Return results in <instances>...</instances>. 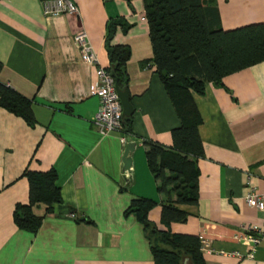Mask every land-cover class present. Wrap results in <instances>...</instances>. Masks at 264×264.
Returning <instances> with one entry per match:
<instances>
[{
  "label": "crops",
  "instance_id": "obj_1",
  "mask_svg": "<svg viewBox=\"0 0 264 264\" xmlns=\"http://www.w3.org/2000/svg\"><path fill=\"white\" fill-rule=\"evenodd\" d=\"M75 14L46 16L43 0H0V81L33 101L35 124L0 106V264H153L144 225L129 208L138 197L158 203L148 213L159 229L208 239L215 249L246 253L236 239L248 226L264 232V211L246 195L264 190V61L206 84L193 93L202 117L204 152L196 158V204L183 222H162L164 194L146 152L151 142L173 146L180 125L170 95L153 63L144 0H73ZM219 25L230 30L264 22V0H212ZM122 19L112 45L131 49L126 64L135 111L130 122L132 167L119 132L102 134L93 120L100 98L92 93L97 69L110 67L106 37L111 19ZM86 32L96 54L85 62L74 41ZM125 118V117H124ZM54 168L62 202L38 203L36 233L19 228L14 211L30 200L25 170ZM74 213L75 216L71 217ZM205 264H264V237L253 258L203 253ZM185 258L183 264L187 263Z\"/></svg>",
  "mask_w": 264,
  "mask_h": 264
},
{
  "label": "trees",
  "instance_id": "obj_2",
  "mask_svg": "<svg viewBox=\"0 0 264 264\" xmlns=\"http://www.w3.org/2000/svg\"><path fill=\"white\" fill-rule=\"evenodd\" d=\"M154 50L153 63L161 77L180 125L172 130L173 146L151 142L146 152L148 165L159 181L158 190L164 194L162 222H183L189 212L180 205L198 202V167L196 158L204 147L198 127L202 117L193 93L205 94L209 82L220 84L229 74L264 61V22L247 24L230 30L219 25L217 9L212 0H144ZM118 26L127 30L122 19H111L107 29L108 70L118 79L121 88L127 86L126 64L131 55L127 45H112ZM2 63L0 62V70ZM0 106L35 124L33 101L0 81ZM132 116L124 118L125 132L130 134ZM30 184V200L19 203L14 211L16 225L36 233L43 216L34 213L38 203L53 205L62 202L57 185L58 173L25 170ZM158 202L138 197L132 200L129 211L135 212L144 225L154 258L153 264H205L201 238L198 235L173 233L159 229L148 213Z\"/></svg>",
  "mask_w": 264,
  "mask_h": 264
},
{
  "label": "built area",
  "instance_id": "obj_3",
  "mask_svg": "<svg viewBox=\"0 0 264 264\" xmlns=\"http://www.w3.org/2000/svg\"><path fill=\"white\" fill-rule=\"evenodd\" d=\"M43 9L46 16L59 14H75L78 6L73 0H43ZM74 41L77 44L82 58L85 62L95 63L96 54L88 39L86 32L80 30L74 35ZM98 83L92 90L94 95L100 98V107L93 120L94 124L102 134L119 132L121 141L127 145L129 139L132 140L131 134L125 132L124 116L122 104L118 92L116 91L115 78L108 69L98 67ZM246 202L249 206L264 211V190L260 193L249 192L246 195ZM75 214L72 213L71 217ZM241 242L249 244V250L242 253L238 250L215 249L211 246L208 239L201 238L203 253L218 254L227 257L253 258L264 232L258 226H248L242 234L235 236Z\"/></svg>",
  "mask_w": 264,
  "mask_h": 264
},
{
  "label": "water",
  "instance_id": "obj_4",
  "mask_svg": "<svg viewBox=\"0 0 264 264\" xmlns=\"http://www.w3.org/2000/svg\"><path fill=\"white\" fill-rule=\"evenodd\" d=\"M115 86H116V91L119 94L120 101L122 104L123 116L124 117L132 116L135 111V108L131 101V96H130L128 86H124L123 88H121L117 78H115ZM136 146H137V143L129 139V142L127 143L125 147L124 155H123L124 169L126 171H129L130 168L132 167L131 153L135 150ZM186 261H187L186 264H191L189 259H187Z\"/></svg>",
  "mask_w": 264,
  "mask_h": 264
}]
</instances>
